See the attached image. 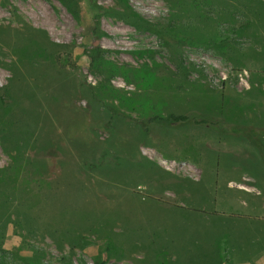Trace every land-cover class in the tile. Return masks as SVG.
Wrapping results in <instances>:
<instances>
[{"label": "rangeland", "instance_id": "374dc122", "mask_svg": "<svg viewBox=\"0 0 264 264\" xmlns=\"http://www.w3.org/2000/svg\"><path fill=\"white\" fill-rule=\"evenodd\" d=\"M259 126L264 0H0V264H192Z\"/></svg>", "mask_w": 264, "mask_h": 264}, {"label": "crops", "instance_id": "0c3cea01", "mask_svg": "<svg viewBox=\"0 0 264 264\" xmlns=\"http://www.w3.org/2000/svg\"><path fill=\"white\" fill-rule=\"evenodd\" d=\"M239 142V145L251 149L259 162L264 163V153H261V147L264 148V126L252 129L249 143ZM248 179L256 182L249 185L251 190L236 185L242 181V177L226 182L222 208L210 207L202 201L200 206H190L193 209L186 211L208 220L206 232L196 224L187 223L183 226V233L178 229L168 237L176 246L182 243V252L188 257L186 260L192 264H264V219L256 216L254 201L244 203L245 208L239 210L230 205L231 199H235L237 194L254 197L264 195V177L259 179L249 176Z\"/></svg>", "mask_w": 264, "mask_h": 264}, {"label": "trees", "instance_id": "16d2710c", "mask_svg": "<svg viewBox=\"0 0 264 264\" xmlns=\"http://www.w3.org/2000/svg\"><path fill=\"white\" fill-rule=\"evenodd\" d=\"M156 117H152V119L150 120V122H152L153 120H156ZM206 120L205 118H202L200 120L196 119V118H191L189 116H185V115H179V116H174V115H169L166 119V121L168 122H173V123H189L191 122L194 126H204L206 124ZM93 165H90L88 168L91 169ZM116 167V165H115ZM117 168V167H116ZM262 175L264 176V172H262Z\"/></svg>", "mask_w": 264, "mask_h": 264}]
</instances>
